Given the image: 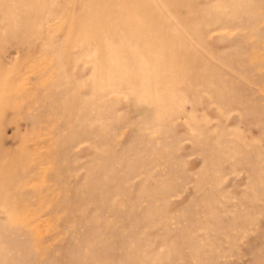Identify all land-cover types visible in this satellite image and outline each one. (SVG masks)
<instances>
[{
	"label": "rangeland",
	"instance_id": "rangeland-1",
	"mask_svg": "<svg viewBox=\"0 0 264 264\" xmlns=\"http://www.w3.org/2000/svg\"><path fill=\"white\" fill-rule=\"evenodd\" d=\"M0 264H264V0H0Z\"/></svg>",
	"mask_w": 264,
	"mask_h": 264
}]
</instances>
